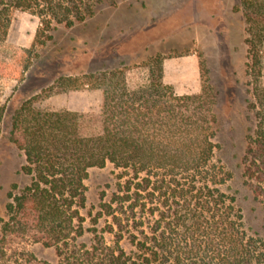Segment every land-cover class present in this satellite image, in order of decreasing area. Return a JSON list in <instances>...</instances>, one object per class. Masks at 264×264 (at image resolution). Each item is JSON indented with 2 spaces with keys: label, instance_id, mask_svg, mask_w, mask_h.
<instances>
[{
  "label": "trees",
  "instance_id": "obj_1",
  "mask_svg": "<svg viewBox=\"0 0 264 264\" xmlns=\"http://www.w3.org/2000/svg\"><path fill=\"white\" fill-rule=\"evenodd\" d=\"M237 1L233 10L245 21L251 77L247 107L254 117L243 178L264 202V0ZM102 2L0 0V82L23 83L46 43L42 37L49 39L55 25L85 22ZM18 10L37 16L43 26L30 48L8 39ZM147 66L149 82L136 88L129 87L123 68L61 77L14 110L9 140L25 157L21 172L29 183L18 194L12 184L8 194L0 264H264L263 241L248 233L236 198L222 189L232 174L214 160L220 145L209 80L201 94L178 95L164 82L163 58L156 56ZM84 87L102 92L97 126L89 115L42 106L55 88ZM6 112L0 101V123ZM108 163L134 177L119 188L124 195L101 204L113 218L104 231L116 234L113 245L94 227L103 213L92 218V229L85 227L82 213L89 170ZM86 233L93 237L87 240ZM126 234L129 250L122 244ZM30 243L54 248L58 261L38 259L27 250Z\"/></svg>",
  "mask_w": 264,
  "mask_h": 264
},
{
  "label": "rangeland",
  "instance_id": "obj_2",
  "mask_svg": "<svg viewBox=\"0 0 264 264\" xmlns=\"http://www.w3.org/2000/svg\"><path fill=\"white\" fill-rule=\"evenodd\" d=\"M237 0H103L94 16L68 28L55 25L43 36L39 57L23 83L15 80L0 82V101L7 106L0 123V234L1 219H7L6 205L12 184L18 194L29 178L22 174L23 153L10 142V119L14 110L26 99L56 84L61 77L82 78L84 75L123 68L130 88L149 82L147 64L156 56L163 58L164 82L178 95L201 94L206 79L214 89L217 138L215 162L232 174L223 190L236 198L248 233L264 243V202L255 199L244 184L243 155L246 135L254 127L253 114L248 110L249 80L245 40V21L234 12ZM40 18L26 11L14 13L8 39L30 48L42 28ZM264 57V54H263ZM207 72V75L204 74ZM260 81L264 84V58ZM102 92L84 87L78 90L55 88L42 106L45 110H69L89 115L98 124ZM122 176V177H121ZM133 174L108 163L92 168L85 181L87 209L82 211L85 227L92 229V218L99 213L97 227L106 241L113 245L116 234L106 233L113 218L104 214L102 203L114 195H124L125 183ZM139 180H136V182ZM132 202H128L129 205ZM92 213L90 217L88 214ZM123 223L126 215H122ZM115 230L118 228L115 226ZM104 232V233H103ZM87 234V240L93 237ZM122 241L129 246L128 234ZM27 250L40 260L56 263L57 252L41 244H28Z\"/></svg>",
  "mask_w": 264,
  "mask_h": 264
}]
</instances>
